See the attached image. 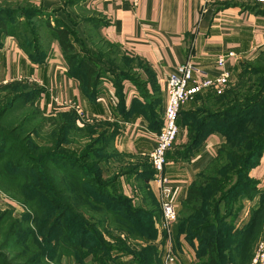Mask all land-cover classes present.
Segmentation results:
<instances>
[{"label":"trees","instance_id":"16d2710c","mask_svg":"<svg viewBox=\"0 0 264 264\" xmlns=\"http://www.w3.org/2000/svg\"><path fill=\"white\" fill-rule=\"evenodd\" d=\"M8 18L0 13V38L15 36V29L5 24ZM95 21L97 26L100 21ZM46 23L49 39H55L62 50L68 73L85 96L94 100L102 73L77 58L67 26L58 20L52 26ZM34 44L21 46L32 60L42 62L44 48L37 41ZM258 51L260 65L264 48ZM124 57L130 61L128 72H112L109 79L129 77L132 64ZM244 62H238L236 77L241 67L245 69ZM257 75L254 81L251 76L245 80L241 76L235 88L230 85L221 94L209 90L192 98L199 104L188 113L190 134L183 152L191 155L210 133L220 132L224 137L212 160L189 183L172 230L173 240L182 236L201 264H249L253 243L263 229L264 189L250 176L264 156V69ZM5 87L12 93L8 101L25 99L32 109L19 120L6 117L11 102L0 110V189L26 209L22 219L8 222V214L0 212L2 248L15 251L12 257L1 251L0 264H15L18 258L22 264H50L52 260L59 264L64 256L87 264L84 258L88 254L97 264H162L158 248L164 232L155 244V222L161 211L149 189L153 176L149 157L122 153L115 147L120 129L117 122L79 124L74 110L43 112L36 104L41 93L36 84L19 80L0 85V89ZM225 102L229 104L223 106ZM33 116L44 119L34 124ZM44 124L49 125L46 131L42 130ZM155 125L158 132L161 122L156 120ZM77 136L82 137L81 144ZM132 179L139 183L138 189L129 183ZM123 182L142 194L141 203L124 193ZM255 197L258 201L247 211L248 221L239 226L236 220L243 201ZM70 201L81 205V213L73 211Z\"/></svg>","mask_w":264,"mask_h":264},{"label":"crops","instance_id":"0c3cea01","mask_svg":"<svg viewBox=\"0 0 264 264\" xmlns=\"http://www.w3.org/2000/svg\"><path fill=\"white\" fill-rule=\"evenodd\" d=\"M79 3L99 17L96 27L100 37L131 60L129 77L116 81L103 77L95 99H89L68 73L55 39L43 45V61L37 62L15 36L5 35L0 38V85L19 80L36 84L41 89L36 104L45 113L77 108L87 121L117 122L120 129L115 147L133 156L148 157L154 148L153 127L156 120L163 124L166 78L178 64L190 61L214 76L219 71L216 56L233 51L240 58L227 62L234 78L238 62L264 48V4L257 0H138L137 5L131 0H80ZM62 101L71 107L57 105ZM198 104L196 99L182 104L179 132L165 163L164 172L173 186L172 201L177 211L193 176L212 160L221 142L219 133L213 132L200 141L191 155L183 152L190 134L186 124L188 113ZM250 176L264 189V156L251 169ZM148 184L158 201L157 183L151 178ZM124 192H130L128 185H124ZM257 201L258 197L243 201L236 224L243 226L248 221L247 211ZM158 220L154 241L162 237ZM173 242L180 264L202 263L182 236Z\"/></svg>","mask_w":264,"mask_h":264},{"label":"rangeland","instance_id":"374dc122","mask_svg":"<svg viewBox=\"0 0 264 264\" xmlns=\"http://www.w3.org/2000/svg\"><path fill=\"white\" fill-rule=\"evenodd\" d=\"M45 1H49L51 3L46 4ZM79 2L80 0H74V1L0 0V13H4L9 16L8 21L5 24L6 26H10L12 30L15 29L14 30L15 37L17 41L23 46H26L28 48L32 47L35 45L34 41H37L39 45L45 47L43 45H45L48 41H50L49 39L50 29L47 26L46 22L48 21L49 26H52L58 20L61 24L67 26L70 29L72 34L71 39L74 43L75 52L78 59H81L82 61H85L87 64H90L96 72L102 73L103 77H110L112 72L114 74L115 72L117 73L128 72V69H130V61L126 59L118 49H116L114 46L110 45L103 38L100 37L98 33V29L96 27L97 22L95 21L96 19L98 20L99 17L96 16V14H94L91 10L82 7ZM10 11H14L15 15L9 14ZM21 12H24L26 14L24 15ZM39 15L43 16L47 21L43 17L40 18ZM258 59H259V51L256 52L249 59L243 60L245 61L244 62L245 64H243L242 66H245V69L242 67L239 69L240 74L238 77L235 76L236 78H234V81L231 84V89L235 88V84L237 85L238 83L241 82L239 80L241 76H243L241 77L242 80L243 79L245 80L249 76H251L250 78L253 81L258 78L259 75H257V72L264 69V63L258 65L259 64ZM245 70L247 72H253L254 75H247V73H245ZM11 94L12 93L10 87H5L0 89V106L2 105L4 106L11 102L7 107V110L5 111L7 119L10 120L15 117L16 119L18 118L20 119L21 117H23V114L24 115L29 114L27 110L32 109L30 108L32 107L30 103H28L25 99H16L14 101H12L11 99V101H8V99L10 100L11 98V97L8 98V96H10ZM228 98L229 95L227 99ZM228 104L229 103L226 104L225 102L223 106H226ZM211 105H213V103H211ZM3 106L0 107V110L3 108ZM247 113L249 112L243 113L242 115H245ZM77 117L79 124L84 125L85 123H90V124L93 123L83 119L78 114ZM40 119H44V118L36 116L33 119H31V122L34 124H38V123L41 124ZM48 127L49 125L46 126V124H44L42 130L46 131ZM219 135L221 137V141H224V137L220 132ZM81 138L82 137H78V136L76 137L77 143H79V141H82ZM38 142H40V140H38ZM74 146L79 147L78 145H74ZM120 152L126 153L123 151ZM95 155L96 154L92 155L91 157H94ZM129 160L131 161V159ZM124 182L122 183L123 191H124V185H128V188L130 190L129 193L126 192L124 193L130 196L131 198H133L135 203H141L142 194H140L139 192H134L135 190L133 188L135 187L138 189L137 185H139V183L136 182L134 179H132L129 182L133 184L132 187L130 184ZM70 204L74 212H76L77 214L78 212L81 213L82 210L81 205H79L76 201H72V202L70 201ZM25 210L26 209L23 203L9 197V195H7L6 192L0 189V212L3 211L8 214V217H6L5 222H8V220L14 221V218L22 219V214ZM158 223H159V229L162 234V217H160ZM173 226H172V230H173ZM263 237H264V232H262L253 243V250H252L253 253L257 243ZM1 240H0V252L2 251L3 254H5L7 257H12L15 251L7 248H2L5 245H4V241ZM135 240L138 241V239L136 238ZM160 240L161 239H159L158 241H154V243L155 244L156 242L159 243ZM133 241H134L133 239H129V242H133ZM22 262L23 260L20 258L14 259L13 261V263L15 264H22ZM84 262L87 264H97V263H93L91 255L89 254L86 255V257L84 258ZM50 264H58V263L57 261L52 260V262L50 261ZM59 264H81V263H78L77 260L73 259L71 256H64L62 257V261H60Z\"/></svg>","mask_w":264,"mask_h":264},{"label":"built area","instance_id":"2783aa9c","mask_svg":"<svg viewBox=\"0 0 264 264\" xmlns=\"http://www.w3.org/2000/svg\"><path fill=\"white\" fill-rule=\"evenodd\" d=\"M257 1L264 4V0ZM131 3L137 5L138 0H131ZM230 58L240 60L233 51L216 56L219 71L214 76L199 70L194 63L186 61L178 64L166 78L167 100L163 109V124L154 135L155 145L148 155L153 169L152 178L158 185V202L164 232L163 243L161 242L158 248L162 264H180L172 237V226L177 220L178 213L172 201L173 186L164 172L167 152L173 148L179 132L177 123L179 111L182 104L191 100L195 94L209 90L221 94L232 84L234 78L227 67ZM57 105L71 107L66 101L57 102ZM74 111L81 116L77 108H74ZM249 264H264V237L257 243Z\"/></svg>","mask_w":264,"mask_h":264}]
</instances>
